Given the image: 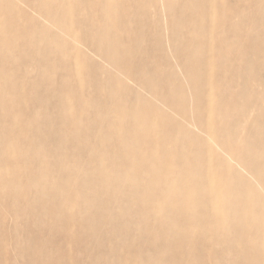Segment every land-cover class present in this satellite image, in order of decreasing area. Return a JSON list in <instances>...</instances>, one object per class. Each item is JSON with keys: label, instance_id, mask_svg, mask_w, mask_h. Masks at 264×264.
I'll return each mask as SVG.
<instances>
[{"label": "bare ground", "instance_id": "1", "mask_svg": "<svg viewBox=\"0 0 264 264\" xmlns=\"http://www.w3.org/2000/svg\"><path fill=\"white\" fill-rule=\"evenodd\" d=\"M137 1L0 0V264H264V0Z\"/></svg>", "mask_w": 264, "mask_h": 264}, {"label": "rangeland", "instance_id": "2", "mask_svg": "<svg viewBox=\"0 0 264 264\" xmlns=\"http://www.w3.org/2000/svg\"><path fill=\"white\" fill-rule=\"evenodd\" d=\"M133 7L134 8H139V7H144V8H146V10L149 12V16H150V22H151V24L153 25L154 23H155V21L156 20H159L162 24H164V32H165V35L167 36L169 33V30H167V28H168V19H166L165 18V14L163 13L162 15H160L159 17H156L155 15H154V13H153V7L152 6H150V5H148L147 3H142V2H140V1H137V0H133ZM226 8H228L229 9V7L226 5ZM36 17H38V15L36 16ZM263 25H264V22H263ZM225 26H222V27H220L221 28V30H222V28H224ZM150 37L151 36H153V29H152V31H151V34L149 35ZM168 48V47H167ZM26 62H28V63H30V60H27ZM22 67H24V68H26V64L24 63L23 65H22ZM142 68H144V69H146L145 67H143L142 66ZM21 69V68H20ZM23 70V69H22ZM26 70V69H25ZM24 71V70H23ZM253 72L255 71V72H257V74H261L262 76L264 75V66L262 67H256V68H254L253 70H252ZM228 78V77H227ZM227 86L229 85V86H233L232 84H229V82H226L225 83ZM240 86H243V83H242V80H240ZM227 86L225 87V88H227ZM217 99H220V97L219 98H217ZM260 132H264L263 131V129L261 128L260 129ZM5 226L6 227H8L9 229H12V226H13V220L11 219V218H8V220L6 221V223H5ZM22 231H24L23 229H18V230H16L15 231V233L16 232H19V234L21 235V233H22ZM23 235V234H22ZM7 245H6V248H7V250H8V254L9 255H11V256H13V253H14V243H13V241H11V240H7L6 242H5ZM14 261V263L13 264H22L21 262V260H19V259H14L13 260ZM79 261V260H78ZM80 264H83V263H80Z\"/></svg>", "mask_w": 264, "mask_h": 264}]
</instances>
